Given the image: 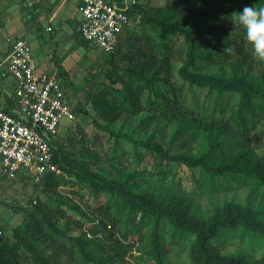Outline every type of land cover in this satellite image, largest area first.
Returning a JSON list of instances; mask_svg holds the SVG:
<instances>
[{
    "label": "trees",
    "instance_id": "16d2710c",
    "mask_svg": "<svg viewBox=\"0 0 264 264\" xmlns=\"http://www.w3.org/2000/svg\"><path fill=\"white\" fill-rule=\"evenodd\" d=\"M212 1L169 0L152 14L138 0L123 34L138 47L123 52L126 67L118 64L116 52L106 58L114 69L126 73L124 85L118 87L114 71H108L109 80L92 92L96 125L115 142L110 158L117 156L125 140L133 144L135 160L151 153L158 160L154 168H160L158 193L140 188L135 179L143 172L109 176L71 157L64 142L56 141L54 157L60 172L47 173L42 185L24 174L16 179L42 186L47 194L78 182L100 201L52 204L31 198L27 207H17L26 215L12 227L11 235L0 233V264H168L165 242H184L187 264H264V202L227 201L205 213L188 195L229 190L234 188L232 181L237 182L235 187L264 186V152L255 149L264 142V78L242 72L255 55L232 15L245 6H264V0H215L219 5L202 18V27L200 22L187 24L193 6L212 5ZM139 23L149 31L139 34ZM74 38L83 46H94L80 30ZM203 61L231 64L232 73L204 70ZM58 69L65 86L71 87L66 69L61 64ZM196 88L205 89L212 98L209 114L195 110L192 103L197 104V99L194 95L192 101L191 95ZM145 111L175 123L171 142L185 132L192 139L198 137L197 151L174 152L152 137L138 139L111 127L124 114ZM95 153L93 158L98 156ZM181 169L189 172L188 188L179 178ZM6 227L10 226L5 223ZM245 237L247 249L227 250L228 244Z\"/></svg>",
    "mask_w": 264,
    "mask_h": 264
},
{
    "label": "rangeland",
    "instance_id": "374dc122",
    "mask_svg": "<svg viewBox=\"0 0 264 264\" xmlns=\"http://www.w3.org/2000/svg\"><path fill=\"white\" fill-rule=\"evenodd\" d=\"M145 3L149 11L154 14V8L166 5L169 0H140ZM74 2V1H73ZM212 5H204L195 7L193 6L188 14L189 19L187 24L194 25L199 23L202 27V18L208 17L217 8L218 2L212 1ZM23 7V6H22ZM216 7V8H215ZM25 9H23L24 11ZM27 13V14H26ZM29 12L24 11L22 16H14L13 24H15L16 30L11 28V31H4L0 33V59L4 56V53L9 49L11 41L7 39H15L16 37H22L26 39L32 48L34 61L38 64L47 60V52L52 55L49 58V62L58 60V57L63 55L65 58L70 56L67 60V71L69 80L72 81V86L68 87L66 84V91L69 96L73 111L75 114L74 120L64 119L62 121L59 142H64L67 151L71 154V157L77 158L79 161L87 162L91 169L107 174L109 176H118L130 172H143L141 176L136 177V181L139 182L141 189H149L157 192V188L160 181L157 178L156 173L160 171V168H154L155 158L151 153L145 155L141 161L135 160V152L132 142L122 141L119 144L117 156H113V147L115 145L114 140L109 141V132L98 128L96 125V111L93 109L91 103V96L93 90L100 83L108 81L109 78L106 75L108 71H114L117 82L116 85L121 87L124 85L126 73L119 72L114 69L111 62H107L106 58L108 53L102 52L96 46L86 47L74 38H62L63 34H58L56 39H53L54 32H48L45 30L48 19L40 26L39 16L28 15ZM76 17L79 21L81 14L76 11ZM186 18H188L186 16ZM3 19L0 16V21ZM21 24L23 28L22 32H18V26ZM181 24H185L184 20ZM18 27V28H17ZM14 30V31H13ZM139 34L148 32L149 27L143 26L139 23ZM76 32V31H75ZM21 34V35H20ZM62 38V39H61ZM61 45V46H60ZM138 44L134 40L127 38L121 39L116 49L117 62L120 66L126 67L127 62L123 59V52L128 49H135ZM9 51V50H8ZM57 63V61H56ZM204 70L214 71L217 73H232L231 64L210 63L203 61ZM117 64V65H118ZM181 64L180 61L177 62ZM59 66L58 64H56ZM65 68V67H64ZM66 69V68H65ZM242 72H245L249 76L264 78V60H260L256 56L252 59L249 65L243 66ZM58 74L60 75L59 69ZM61 76V75H60ZM177 77V75H176ZM64 83L67 81L61 79ZM207 91L205 89L196 88L191 95L196 96L197 104L192 103L195 110L200 113L209 114L214 106L211 97H207ZM198 108V109H197ZM87 110V113L84 112ZM96 117V118H95ZM116 131H123L132 134L135 138L145 139L152 137L153 141H158L166 148H171L174 152H195L198 149V137L192 139L190 132H185L181 136H177L171 142L175 123L168 122L164 119H160L158 114L153 115L150 111H145L139 115L124 114L118 121L111 126ZM238 137H235L237 139ZM192 139V140H191ZM259 153L264 152V142L261 148H255ZM98 153L97 157L91 155ZM113 154V155H112ZM61 170L59 169L58 172ZM155 173L149 175L147 173ZM180 176L183 180V186L190 187L187 182L189 172L181 169ZM171 177V175H170ZM170 179V178H169ZM131 183V182H130ZM128 183V184H130ZM42 185V184H38ZM234 188L225 190L221 189L218 192L210 193L205 192L202 194H188L194 206L204 211L205 213H211L217 205H224L227 201L246 203L251 200L253 205H258L264 202V186L252 187L251 185L238 186L236 181H232L230 184ZM42 186L35 188L33 183L21 179H5L0 175V230L3 233L11 235V229L15 225L19 224L25 217L26 213L19 208H25L28 206L31 198L47 199L49 203L56 204V200H65L69 203L84 205L85 201L96 205L100 201L99 197L92 194V190L88 187H82L81 183H70L66 186L59 187L55 192L45 193L41 189ZM139 190V189H137ZM79 191L82 196L80 197ZM158 193V192H157ZM52 196V199H49ZM103 198V197H100ZM8 224L10 227L3 228L4 224ZM249 245L248 238H240L236 242L227 245V250L240 252L247 249ZM110 249V246L108 247ZM256 253L259 252V247L255 248ZM135 255L139 253L134 251ZM164 253L166 254L168 264H187V247L186 244H171L164 243ZM133 261V260H132ZM136 264V263H135ZM139 264V263H137ZM141 264H152V262L142 261Z\"/></svg>",
    "mask_w": 264,
    "mask_h": 264
},
{
    "label": "built area",
    "instance_id": "2783aa9c",
    "mask_svg": "<svg viewBox=\"0 0 264 264\" xmlns=\"http://www.w3.org/2000/svg\"><path fill=\"white\" fill-rule=\"evenodd\" d=\"M137 3L80 0L82 36L106 53L116 52ZM8 41L9 53L0 62V173L42 184L47 173L59 171L55 142L62 121L75 114L61 78L36 70L30 43L21 37Z\"/></svg>",
    "mask_w": 264,
    "mask_h": 264
},
{
    "label": "crops",
    "instance_id": "0c3cea01",
    "mask_svg": "<svg viewBox=\"0 0 264 264\" xmlns=\"http://www.w3.org/2000/svg\"><path fill=\"white\" fill-rule=\"evenodd\" d=\"M79 6L80 0H0V16L3 17L0 21V33L2 30L11 31V28L16 30L15 24L12 23L13 17L17 15L22 16L23 12L27 11L29 12L28 15L32 16L37 14L39 16L40 23L37 25L38 27L40 24L43 26V22L46 21L44 19H48L45 30L52 33L54 32L55 35H53V39H56L58 34H63L62 38H66L67 36L68 38H72L71 35L75 34V31L79 30L80 26L81 18L78 21L76 17V11H79ZM23 9L25 10L23 11ZM18 27V32H22L24 27H22L21 24ZM17 38H19V36L15 39ZM8 47L9 49L7 48V51L0 59V62L7 57L10 45ZM69 57L70 56L65 58L61 55L58 57V60H56L57 63L55 61V63L52 62L51 64L48 60L49 58H52V55L47 52L46 61L41 64L36 63L34 58L33 61L35 68L39 73L57 74L61 78L58 74V66L56 64H61L66 70H69L66 66ZM0 82H2V80H0ZM0 175L2 174L0 173Z\"/></svg>",
    "mask_w": 264,
    "mask_h": 264
},
{
    "label": "clouds",
    "instance_id": "9594fccd",
    "mask_svg": "<svg viewBox=\"0 0 264 264\" xmlns=\"http://www.w3.org/2000/svg\"><path fill=\"white\" fill-rule=\"evenodd\" d=\"M232 15L233 22L243 27L246 40L251 45L254 55L264 60V6L259 8L245 6L242 11ZM224 51L231 53L233 49L225 48Z\"/></svg>",
    "mask_w": 264,
    "mask_h": 264
}]
</instances>
